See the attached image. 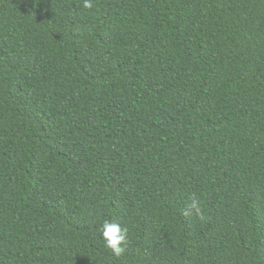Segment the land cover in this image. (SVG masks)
Listing matches in <instances>:
<instances>
[{"label":"trees","instance_id":"16d2710c","mask_svg":"<svg viewBox=\"0 0 264 264\" xmlns=\"http://www.w3.org/2000/svg\"><path fill=\"white\" fill-rule=\"evenodd\" d=\"M90 3L0 0V264H264V0Z\"/></svg>","mask_w":264,"mask_h":264},{"label":"clouds","instance_id":"9594fccd","mask_svg":"<svg viewBox=\"0 0 264 264\" xmlns=\"http://www.w3.org/2000/svg\"><path fill=\"white\" fill-rule=\"evenodd\" d=\"M84 8L92 7L90 0H84ZM192 209H197V202L194 200ZM101 239L104 241L105 246L111 250L115 256H120L125 252L127 240V228H122L119 223L105 222L101 228Z\"/></svg>","mask_w":264,"mask_h":264}]
</instances>
